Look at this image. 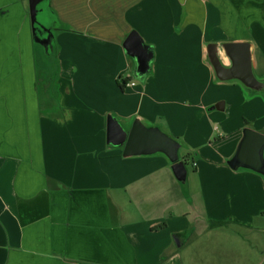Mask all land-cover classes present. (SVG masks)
I'll return each mask as SVG.
<instances>
[{
    "label": "crops",
    "instance_id": "1",
    "mask_svg": "<svg viewBox=\"0 0 264 264\" xmlns=\"http://www.w3.org/2000/svg\"><path fill=\"white\" fill-rule=\"evenodd\" d=\"M47 1L56 75L41 92L29 0H0V264H197L192 209L264 216V176L227 165L264 104L204 61L207 43L249 41L264 74V0ZM131 32L153 53L141 79ZM107 116L176 139L188 189L163 155L108 145Z\"/></svg>",
    "mask_w": 264,
    "mask_h": 264
},
{
    "label": "water",
    "instance_id": "2",
    "mask_svg": "<svg viewBox=\"0 0 264 264\" xmlns=\"http://www.w3.org/2000/svg\"><path fill=\"white\" fill-rule=\"evenodd\" d=\"M44 0H29L31 26L37 23L38 5ZM48 37L52 38L51 35ZM127 56L135 62V76L145 77L150 71L153 53L135 32L127 35L123 42ZM204 61L210 68L216 84H238L247 97L264 94V77L255 74L253 45L249 41L207 43L204 46ZM222 105V103H220ZM219 108V105L214 107ZM106 143L122 148V157L151 156L160 154L171 164V171L178 183L187 178L185 162L180 159V143L163 133L157 127H147L135 119L130 128L125 129L115 118H106ZM232 170L243 169L264 176V134L251 128L242 130V137L234 155L227 161ZM179 247L180 241L175 238Z\"/></svg>",
    "mask_w": 264,
    "mask_h": 264
},
{
    "label": "rangeland",
    "instance_id": "3",
    "mask_svg": "<svg viewBox=\"0 0 264 264\" xmlns=\"http://www.w3.org/2000/svg\"><path fill=\"white\" fill-rule=\"evenodd\" d=\"M47 6V0L38 5L39 10L43 9L37 14V24L40 26H42L41 21L46 22V24L49 22ZM37 49L40 53V60L37 61V66L40 67L41 71L38 78L40 91L42 92L45 85L54 81L56 62L50 50L45 53L43 47L37 46ZM257 75L258 77L264 76V74L261 75L260 73H257ZM51 88L54 90L53 86ZM51 97H54V94H51ZM258 98L264 104V94ZM256 120V126L264 134V108L263 112L257 114ZM248 125L249 127L252 126L250 123ZM181 154L182 150L179 151V156ZM187 168L191 172V165H187ZM178 185L183 191H186L189 187V182L178 183ZM189 221L197 229L194 235L193 248V255L197 264H264V216L250 218L246 221V224H244V220L240 223L228 220L230 224L211 232L205 230L208 221L200 211L192 209Z\"/></svg>",
    "mask_w": 264,
    "mask_h": 264
},
{
    "label": "flooded vegetation",
    "instance_id": "4",
    "mask_svg": "<svg viewBox=\"0 0 264 264\" xmlns=\"http://www.w3.org/2000/svg\"><path fill=\"white\" fill-rule=\"evenodd\" d=\"M43 11V9H40L39 12ZM42 25V24H41ZM34 35L39 44L44 48V49H50L51 48V40L53 38L52 31L46 27V26H40L37 23L34 25ZM48 35H51L52 38L48 37Z\"/></svg>",
    "mask_w": 264,
    "mask_h": 264
},
{
    "label": "trees",
    "instance_id": "5",
    "mask_svg": "<svg viewBox=\"0 0 264 264\" xmlns=\"http://www.w3.org/2000/svg\"><path fill=\"white\" fill-rule=\"evenodd\" d=\"M133 80V78H123V79H119L118 80V86L121 90H125V88L127 87L128 83L131 82ZM247 124V123H245ZM190 154H187V156H185L184 161L185 164H187V160L190 157ZM185 196L186 198H188L186 192H185ZM228 224H230V222L227 221H210L208 224L209 229H214V228H218V227H223V226H227ZM166 225L165 224H161L155 228H153L152 230H158V229H163Z\"/></svg>",
    "mask_w": 264,
    "mask_h": 264
},
{
    "label": "built area",
    "instance_id": "6",
    "mask_svg": "<svg viewBox=\"0 0 264 264\" xmlns=\"http://www.w3.org/2000/svg\"><path fill=\"white\" fill-rule=\"evenodd\" d=\"M131 85H134L133 83H131Z\"/></svg>",
    "mask_w": 264,
    "mask_h": 264
}]
</instances>
